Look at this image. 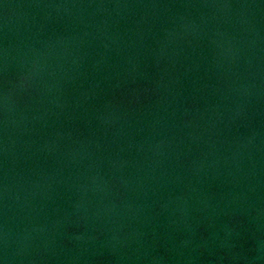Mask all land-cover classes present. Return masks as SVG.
<instances>
[{
	"label": "water",
	"instance_id": "1",
	"mask_svg": "<svg viewBox=\"0 0 264 264\" xmlns=\"http://www.w3.org/2000/svg\"><path fill=\"white\" fill-rule=\"evenodd\" d=\"M0 264H264V0H0Z\"/></svg>",
	"mask_w": 264,
	"mask_h": 264
}]
</instances>
